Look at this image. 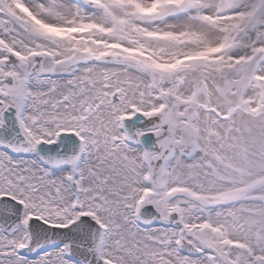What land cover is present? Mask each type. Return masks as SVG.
Instances as JSON below:
<instances>
[{"label":"snow or ice","instance_id":"1","mask_svg":"<svg viewBox=\"0 0 264 264\" xmlns=\"http://www.w3.org/2000/svg\"><path fill=\"white\" fill-rule=\"evenodd\" d=\"M0 264H264V0H0Z\"/></svg>","mask_w":264,"mask_h":264}]
</instances>
